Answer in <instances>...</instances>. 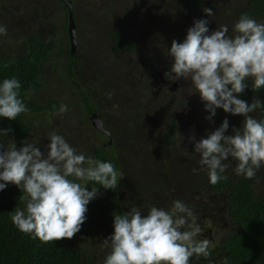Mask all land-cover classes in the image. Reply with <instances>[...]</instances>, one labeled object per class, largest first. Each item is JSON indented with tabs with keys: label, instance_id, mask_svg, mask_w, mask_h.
<instances>
[{
	"label": "clouds",
	"instance_id": "1",
	"mask_svg": "<svg viewBox=\"0 0 264 264\" xmlns=\"http://www.w3.org/2000/svg\"><path fill=\"white\" fill-rule=\"evenodd\" d=\"M208 7L209 0L203 4V13L210 18L214 12ZM66 22L68 30L67 19ZM208 25L209 19H195L182 41L172 40L165 52L171 64L164 76L189 85L187 92L199 96L208 113L205 119L210 123L216 110L221 109L242 116L241 125L226 135L229 120L225 118L206 137L196 140L190 136L199 167L193 172L184 170L179 182L169 175L164 164L156 165V173L147 176L162 193L179 198L173 197L168 208L151 205L145 212L139 206L128 205L123 214H113V231L103 239L109 250L103 264H190L192 258L210 260L212 246L208 239L199 238L202 227L195 209L188 205L207 202L200 175L206 173L209 183L215 185L227 179L225 174L230 167L236 176L247 180L264 168V119L251 115L264 111V101L253 99L249 103L240 98L249 87L253 92L264 88V22L241 14L232 25L231 35L227 25L214 31ZM5 36L7 27L0 24V38ZM21 87L15 76L0 80V119L15 121L28 113ZM68 111V105L62 103L56 115ZM11 132V128L0 129V191L11 184L23 194L22 207L10 214L11 223L21 233L44 243L71 239L86 222L87 206L97 198L99 189H117L124 172L111 161L77 150L55 130L46 136L49 143L45 151L38 146L39 140H24L18 148L12 139L5 140ZM185 145H179L176 139L171 144ZM172 154L176 160L182 149L176 147ZM176 164L182 168L181 163ZM163 173L169 180L163 178ZM156 181L161 184L157 186ZM194 181L196 188L181 195L180 188ZM190 193L195 195L193 199L188 197ZM184 196L186 202L180 199Z\"/></svg>",
	"mask_w": 264,
	"mask_h": 264
},
{
	"label": "rangeland",
	"instance_id": "2",
	"mask_svg": "<svg viewBox=\"0 0 264 264\" xmlns=\"http://www.w3.org/2000/svg\"><path fill=\"white\" fill-rule=\"evenodd\" d=\"M126 1L77 0L78 10L87 16H93V20L89 22V28H85L78 20L76 59L81 67L83 79L87 81L85 83L86 86L91 85L90 88L94 89V95L98 98L100 105L111 103L113 107L117 108L118 103L116 102L118 100L123 103L120 105V108H122L120 112L113 108L116 111L118 120H121L124 116V111H132L131 107L148 109L150 101L156 99L157 88V86L150 88V83L156 84L159 81L152 82L150 74L157 71H161L164 74L170 68L171 60L164 55L162 57L168 59L164 69L162 64L159 63L157 66L153 64L148 69L149 72L140 71V62L138 61L144 59L143 53L146 50H153L165 54L172 40L175 39L180 42L184 39L186 30L192 26L193 20H195L193 19L194 16L190 15L185 7L178 3L164 0H130V3L124 4ZM243 4L242 0H209L208 8L213 10L214 15L209 18L204 15V8H200L202 14L198 17L200 19H209L208 27L211 31L216 30L215 28L221 25H227L231 35L232 25L237 21L235 16L241 10V5ZM32 15L34 16L32 17ZM61 16L62 10H58L55 0H0V24L7 27V36L0 38V56H18L22 54L24 50L23 39L30 34L40 33L44 37H51L56 35L57 32L64 30V28H61L55 31L52 27L53 24H58V26L62 27L60 25L62 23ZM38 18L39 20H37ZM41 19L45 21V23L42 22L43 24H41V28L44 27V29L38 30L40 29ZM46 22L50 25L46 24ZM161 22H168L164 30H174V33L172 34L168 31L170 34L161 35V31L157 29V23L161 25ZM95 27H99V29L95 30ZM113 28L117 31L119 30L123 36L136 42L133 58L127 54L119 55V53L113 54L111 52V43L107 33ZM139 30H145V34L143 37L135 39L140 37ZM150 30H154V32H150ZM67 33L63 34L64 37L67 36ZM53 57L52 55L50 62L41 69L44 88L40 89V92L35 94L34 97L43 107L57 102L58 105L67 104L69 111L63 115H56L58 109L47 111V114H29L27 123L30 126V134L21 139H14L9 136L7 139H12L18 148L22 146V141L24 140L27 142L39 140L38 146L41 147L42 151H45V146L49 143L46 136L49 132L55 130L58 134L63 135L70 145L89 155L93 142L89 140L91 138L89 137L90 129H85L81 121L80 104L77 97L70 94L72 90L70 87L72 86L65 81L63 76V66L66 63V57L63 56L57 65ZM90 65L91 68L86 69V66ZM123 66L124 68H122ZM93 71L96 74V78H98L96 79L97 81H91ZM99 74L108 77L107 79L111 81L105 84L106 88L101 82ZM160 77L164 81L163 86L166 85L165 90L167 88H170L169 90L174 88L172 91L176 90L174 94L173 92H164L162 94L164 97L159 100H161V104L166 105L173 100V106L167 107V113H176L177 118L165 115L163 117L165 121L168 118H172L175 121L177 124L176 140L179 145L184 143L186 145L169 147L164 145L161 136H159L158 123L161 121L160 118H162L160 115V118L157 117L155 119L156 122H150L147 119L141 121V124L136 128L143 130L142 143H144L146 133L151 134L154 138H148L143 146H140L137 140L133 141L126 154H122V151H119L120 166L125 174L123 178L124 186H122L119 195V202L122 207L130 205L127 199L135 193V190L140 192L139 187L142 177L138 172L142 167H144L143 172L150 175L156 173L157 164H164L169 175L176 182H179L184 170L189 169L193 172V169H198L199 167L197 163L198 157L192 152L193 144L189 142L190 136H194L196 140L206 137L209 132L218 128L225 118L229 120V130L225 134L230 135L232 128L240 127L243 120L242 116L230 115L224 113L221 109H217L213 122L210 123L205 119L208 113L204 111V105L200 101L199 96L195 94L189 95L187 92L189 87L187 83L183 80L169 81L164 75L162 76V73ZM123 88H125V91L121 92ZM148 88L150 89L149 91ZM160 92L161 90L158 91V94ZM116 95L120 96V98H114ZM143 111L145 112V110ZM155 111L159 112L158 110ZM147 115L143 113L144 118ZM251 115L256 118L255 112L251 113ZM34 122H38V124L34 126ZM120 123L121 126H125V123ZM85 125L88 126L87 124ZM131 125L134 124L131 123ZM125 144H127L126 141L124 142ZM176 147L182 149V154L174 160L172 153ZM142 150L144 152H142L143 154L141 153L143 156L139 158V152ZM152 158L154 159L152 160ZM176 163H181L182 168ZM162 175L164 179L169 180L164 173ZM232 175L235 174L232 173ZM255 178L254 191L256 196L259 200H264V168L257 172ZM171 185L169 186L171 187ZM137 196L138 194H135L134 198ZM172 196L179 198L176 194H172ZM188 197L193 199L195 195L190 193ZM142 199L137 200L134 205L139 206ZM180 199L186 202L185 196ZM171 202L167 206H170ZM218 205L220 206L219 203ZM221 214L223 215H220L222 224L218 228H213L211 222L203 218L204 222L200 239H208L210 244L213 245L216 238H220L225 231H231V229L235 228V225L224 217L225 213ZM112 231V221L107 218L100 223L99 235L95 240H88L80 244L82 252L86 256V264H103L104 257L109 251L104 247L103 239L108 237Z\"/></svg>",
	"mask_w": 264,
	"mask_h": 264
},
{
	"label": "trees",
	"instance_id": "3",
	"mask_svg": "<svg viewBox=\"0 0 264 264\" xmlns=\"http://www.w3.org/2000/svg\"><path fill=\"white\" fill-rule=\"evenodd\" d=\"M164 1L181 4L190 15L194 16L193 19H200L198 17L202 14L200 8H203V4L207 3V0ZM65 2L70 3L71 10L73 9L72 17L76 23V30L79 29L78 20L85 28L90 27L88 24L93 20V16L81 13L78 10L77 0H55L58 10H62V23L60 24L62 27L58 26V24H53L52 27L55 31L61 28H64V30L57 32L56 35L51 37H44L40 33L30 34L23 39L24 50L22 54L18 56H0V80L12 76L17 77L22 84L20 90L21 98L29 109L28 113L18 116L15 121H10L7 118L0 119V129L11 128L12 132L8 136L14 139H21L30 134V126L27 123L29 114H47V111L58 109L59 105L57 102L50 103L47 107L41 106V103L37 102L34 95L44 88L41 69L50 62L51 56H54L56 65L65 56L66 63L63 66V76L65 81L72 86L70 87L72 88L70 94L77 97L82 112L81 121L85 129H90L89 137L91 138L89 140L93 141L89 155L105 161H111L122 170L118 156L119 151H122V154H126L133 141L137 140L139 145L143 146L148 138H154L151 134L146 133L144 143H142L143 130L136 127L145 119L150 120V122H156L155 119L157 117H163L164 112L167 113V107L173 106V100L166 105L161 104V100L154 99V101H150L148 109L131 107L133 112L124 111V116L121 120L117 119L116 111L113 110L114 108L120 112L122 109L120 105L123 103L119 102V100L116 102L118 103L117 108L113 107L111 103L100 105L98 98L94 95V89L90 88L91 85L86 86L85 83L87 81L83 79L81 67L76 59L78 41L75 51L72 54L70 52L71 47L66 27L68 8ZM242 2L244 4L241 5V10L235 16L236 20L241 14L247 13L257 19L258 22H264V0H242ZM126 3H130V0H127L124 4ZM42 22L45 23L41 19L40 29L38 30L44 29V27L41 28ZM161 23V25L157 23V29L161 31V35L170 34L169 32L174 33V30H164L168 22ZM46 24L50 25L48 22ZM98 29L99 27H95V30ZM152 31L154 32V30H150V32ZM65 33H67V36L64 37L63 34ZM139 33L137 34L140 37L135 39L143 37L145 30H139ZM107 35L111 43V48H109L113 54H127L133 58L136 42L123 36L115 28L108 31ZM143 54L144 59L138 61L142 72H149L148 69L155 62L162 61L166 63L168 60L162 57L165 55L163 52L146 50ZM88 68H91V65L86 66V69ZM92 73L91 81H97L96 79L98 78H96L95 72L93 71ZM107 78L100 75V80L104 87L106 83L111 82ZM124 91L125 88L121 92ZM114 98H120V96L116 95ZM240 98L249 103L253 99L264 101V88L253 92L249 87L241 94ZM143 113L148 115L144 118ZM94 114L102 119L103 128L117 132L118 136L113 139L112 146L105 147L97 141L96 138H104V141L107 142L108 138L102 136L100 132L92 127L90 118ZM255 114L256 119H264V111L257 110ZM160 120L158 123L159 136H161L164 145L166 142L168 144L167 147H169L176 139V123L172 118L166 120L167 124L163 119L160 118ZM120 122L125 123V126H121ZM131 123L135 126L131 125ZM8 136L5 137V140ZM125 141L127 144L124 145ZM142 152L143 150L139 152V158L143 156L144 152ZM143 171L144 167L139 172ZM232 173L227 171L225 174L227 179L215 185L209 183L206 173L200 175L201 183L207 193V202L204 205H198L194 202L188 204L195 209L200 227L203 226V218H206L211 222L213 228H218L222 224L220 215L223 216L221 213L224 212V217L234 224L235 228L231 229V231H225L220 238H216L213 245L211 244L212 256L210 260L192 258L190 264H225V261H227V264H264V200H259L254 191L255 177L252 180H247L243 177L232 175ZM141 176L140 192L135 190V193L127 199L128 204L134 205L137 200L143 198L139 207L145 211L151 205L165 208L170 201H173V196L167 192L162 193L147 174L143 172ZM160 184V181H156L157 186ZM122 186H124L123 179L115 190L99 189L97 198L92 200L87 206L86 222L71 239L61 238L44 243L39 239H32L30 236L21 233L11 223L10 214L15 208L22 207L23 194L14 185L9 184L3 191H0V264H86V256L83 254L80 244L88 240H95L98 237L100 223L103 220L108 218L113 222V214H123V212L128 210V208L122 207L119 202ZM190 188H196V181L188 182L183 188H180V194H185L186 196V192ZM135 194H138L136 198H134Z\"/></svg>",
	"mask_w": 264,
	"mask_h": 264
},
{
	"label": "flooded vegetation",
	"instance_id": "4",
	"mask_svg": "<svg viewBox=\"0 0 264 264\" xmlns=\"http://www.w3.org/2000/svg\"><path fill=\"white\" fill-rule=\"evenodd\" d=\"M134 41V40H133ZM135 42V41H134ZM162 64V68L164 69L165 67H166V63L165 62H157L156 64L154 63V66H157L158 64ZM153 65V64H152ZM153 66V67H154ZM151 67V66H150ZM162 69V70H163ZM161 73H162V76L164 75L163 74V72H161V71H157V72H152V74H150V79H151V81L152 82H157V80H159L156 84H152V83H150V88H153V87H156L157 86V88H156V99H160V98H163L164 96L162 95L164 92H173V94L175 93V91H172V90H169L170 88H167L166 90L167 91H165V87H166V85L165 86H163L164 85V81L161 79ZM156 75H157V78H156ZM161 79V80H160ZM159 90H161V92L158 94V91ZM176 113H166V112H164V114L163 115H165V116H171V117H176V115H175ZM91 118H93V117H91ZM90 118V119H91ZM177 118V117H176ZM161 119H163V121H165V119H164V117H162ZM169 119H171V118H168L167 120H169ZM179 119H180V117H179ZM215 121V120H214ZM216 122V121H215ZM103 125H104V123H103ZM104 130H107L108 131V134H104L103 132L101 133V135L102 136H105V137H107L108 138V140H107V142L106 141H104V138H96L97 139V141L99 142V143H101L103 146H105V147H108V146H112L113 145V139L114 138H117V132L116 131H114V130H110V129H105L104 128ZM228 171H231V172H233L234 173V171L232 170V168L231 169H228ZM235 174V173H234Z\"/></svg>",
	"mask_w": 264,
	"mask_h": 264
},
{
	"label": "water",
	"instance_id": "5",
	"mask_svg": "<svg viewBox=\"0 0 264 264\" xmlns=\"http://www.w3.org/2000/svg\"><path fill=\"white\" fill-rule=\"evenodd\" d=\"M66 7L68 8V37L70 42V52L71 54L75 51L76 44H77V34L75 30V22L72 17V10L70 3L65 2ZM92 121V125L97 130L103 132L104 134H108L107 130L103 129V122L97 115H93V118L90 119Z\"/></svg>",
	"mask_w": 264,
	"mask_h": 264
},
{
	"label": "bare ground",
	"instance_id": "6",
	"mask_svg": "<svg viewBox=\"0 0 264 264\" xmlns=\"http://www.w3.org/2000/svg\"><path fill=\"white\" fill-rule=\"evenodd\" d=\"M73 10V9H72Z\"/></svg>",
	"mask_w": 264,
	"mask_h": 264
}]
</instances>
